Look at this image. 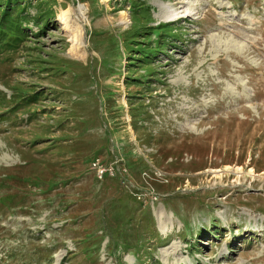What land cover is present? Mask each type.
<instances>
[{
  "label": "rangeland",
  "instance_id": "rangeland-1",
  "mask_svg": "<svg viewBox=\"0 0 264 264\" xmlns=\"http://www.w3.org/2000/svg\"><path fill=\"white\" fill-rule=\"evenodd\" d=\"M16 1L0 0V112L33 103L0 119V264H264V0L5 15ZM80 3L82 58L63 21ZM167 21L182 38L161 43L147 26Z\"/></svg>",
  "mask_w": 264,
  "mask_h": 264
},
{
  "label": "trees",
  "instance_id": "trees-1",
  "mask_svg": "<svg viewBox=\"0 0 264 264\" xmlns=\"http://www.w3.org/2000/svg\"><path fill=\"white\" fill-rule=\"evenodd\" d=\"M20 1H22V0H20ZM142 3L145 4V2H142ZM17 5H19V0L16 1V4L10 3L9 5H7V7L5 8V11H4L5 12V15H11V16L14 15L16 13ZM150 10H151V8L148 5L147 6V11L151 15H153L150 12ZM134 11H138V10L137 9H134ZM175 26H177V25L174 24L173 22H161L160 24H157L156 26H147V27H148V32H150V33H151L152 29H154V28H162L160 30L161 31V34H160L159 38L161 39L160 42L161 43H164V40H167L168 41L169 36H171V35H174L177 38H182V33L181 32H177V31L174 30V27ZM24 31L28 35V39H26V38H24V39H16L18 41V43H17V46H15V52H19V51H21L23 49L25 50L27 47H29L30 44H27V42L28 41H30V42L33 41V38L36 37V35H37V32L35 34H32V32L30 31V28H28V27H26ZM158 50L161 51L162 48H160ZM132 58L134 59V56H132ZM151 58H153V56H151L149 54H146L145 55V58H143L142 60H144V59L149 60ZM137 60H139V59H137ZM2 92L3 93H6L3 90H2ZM13 97H14V95L12 94L11 98H13ZM31 103H33V100L31 98L30 99L24 98V102L22 103V106L23 107L18 108V105H16V106H13V107H11V108H9L7 110H10V111H13V112H15L16 110H17V112L18 111H22L23 108H26L27 105L28 104H31ZM6 106H7V101L6 100H0V111L3 110V108L6 107ZM7 110L0 112V119L5 120L7 118V116H8L7 115ZM13 114H16V113H13ZM28 116H30V115H28ZM30 118H31V116H30ZM18 181H22V180H18ZM23 183H25V182H23ZM24 188H22V189H24ZM18 197L23 198L22 201L20 203H14V204H17L18 207L22 208L21 211L26 212L27 201H29V198L26 195H23L22 196L20 193H19V196ZM4 208H5V206H2V209H0V211H2ZM45 251H46V253L49 252L48 257H50V260H51L52 257H53V255H51L52 248H47Z\"/></svg>",
  "mask_w": 264,
  "mask_h": 264
},
{
  "label": "bare ground",
  "instance_id": "bare-ground-1",
  "mask_svg": "<svg viewBox=\"0 0 264 264\" xmlns=\"http://www.w3.org/2000/svg\"><path fill=\"white\" fill-rule=\"evenodd\" d=\"M87 8L82 3L75 7H70L63 15L65 29L73 32L71 52L78 55L80 58L85 57L86 40H85V27L83 22L86 18ZM59 259H57V262Z\"/></svg>",
  "mask_w": 264,
  "mask_h": 264
}]
</instances>
